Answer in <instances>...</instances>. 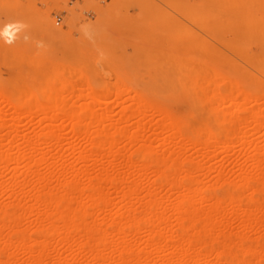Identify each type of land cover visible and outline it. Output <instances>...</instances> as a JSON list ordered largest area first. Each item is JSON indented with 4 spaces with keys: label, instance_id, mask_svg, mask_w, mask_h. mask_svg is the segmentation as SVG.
I'll use <instances>...</instances> for the list:
<instances>
[{
    "label": "bare ground",
    "instance_id": "1",
    "mask_svg": "<svg viewBox=\"0 0 264 264\" xmlns=\"http://www.w3.org/2000/svg\"><path fill=\"white\" fill-rule=\"evenodd\" d=\"M205 3L213 33L198 48L210 69L167 85L78 76L74 90L60 72L34 84L59 66L20 34L0 35L4 61L33 74L0 89V264H264V147L246 143L245 117L264 124V89L234 81L221 50L251 42L264 55V0ZM39 25L49 47L73 31Z\"/></svg>",
    "mask_w": 264,
    "mask_h": 264
},
{
    "label": "rangeland",
    "instance_id": "2",
    "mask_svg": "<svg viewBox=\"0 0 264 264\" xmlns=\"http://www.w3.org/2000/svg\"><path fill=\"white\" fill-rule=\"evenodd\" d=\"M15 5L18 8H13ZM208 14L205 0H0V31L10 29L13 34H20L22 45L36 52L46 50L53 65L59 66V70L41 73L34 84L60 72L61 80L69 77L75 83L78 76H88L102 88L149 87L189 81L197 69L209 71L210 61L198 48L199 42L211 41L213 31L205 24ZM46 21L63 33L73 30L66 45L49 47L39 25ZM91 26L95 32H86ZM89 44L91 50L86 47ZM253 45L242 42L247 48L244 53L220 48L230 60L234 81L264 89V55L249 49ZM76 46H81L77 53L73 51ZM115 56L121 61L109 65ZM3 58L0 52L1 90L33 84L31 66H26L25 73L19 76L14 63ZM78 89L75 83L74 90ZM253 96L256 95L246 94L239 104L254 107ZM255 108L264 114V95ZM250 116L245 115L249 124L246 143L256 140L264 147V124L255 129ZM241 152L242 147L237 145L233 151L237 165L242 162Z\"/></svg>",
    "mask_w": 264,
    "mask_h": 264
},
{
    "label": "clouds",
    "instance_id": "3",
    "mask_svg": "<svg viewBox=\"0 0 264 264\" xmlns=\"http://www.w3.org/2000/svg\"><path fill=\"white\" fill-rule=\"evenodd\" d=\"M19 27L23 28L24 25H20ZM0 35H5V33H3L2 31H0ZM6 42H8V41H6Z\"/></svg>",
    "mask_w": 264,
    "mask_h": 264
}]
</instances>
